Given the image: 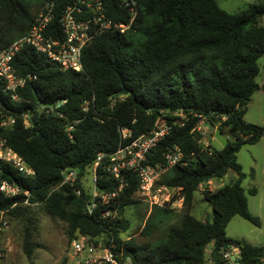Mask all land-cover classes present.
I'll return each instance as SVG.
<instances>
[{
    "label": "trees",
    "instance_id": "obj_1",
    "mask_svg": "<svg viewBox=\"0 0 264 264\" xmlns=\"http://www.w3.org/2000/svg\"><path fill=\"white\" fill-rule=\"evenodd\" d=\"M48 1L0 0V50L28 32ZM51 1L58 16L70 0ZM132 1L136 14L128 29L105 32L87 44L79 72L62 70L31 47L14 57L15 73L25 83L12 93L0 80V123L13 119L11 125L0 124V139L34 175L24 176L0 163V179L21 191L15 197L0 192V212L23 223L22 250L28 258L38 247L32 241L31 206L39 205L47 216L65 224L69 242L77 235L92 237L112 245L114 252L121 251L130 264H205L208 247L213 264H226L219 250L228 245L239 248L241 264H258L264 246L232 239L225 230L234 216L259 225L248 211L241 186L244 175L236 155L242 146L253 145L264 136V125L244 121L246 105L259 89L256 77L257 61L264 54V27L260 25L264 0L247 4L237 13L222 10L215 0ZM108 15L116 22L129 23V14L115 1ZM50 26L58 36L56 20ZM121 89L127 94L119 95ZM52 107L53 111L46 112ZM34 110L35 126L25 115ZM158 119L170 130L147 161L164 164L167 149L180 148L182 160L159 183L174 189L171 201L181 199L182 211L177 224H168L157 236L159 225L173 211L167 206L149 209L145 204L147 214L140 230L145 241L122 239L120 234L128 228L124 211L140 203L135 175L124 173L125 186L116 202L95 209L92 215L86 212L90 195L82 178L102 154L96 187L102 191L117 188V181L103 168L108 155L151 132ZM200 121L226 136L222 149L202 144L203 135L197 130ZM67 127H72L69 133ZM122 129L130 137L122 139ZM68 168L78 172L72 183L61 185L62 170ZM228 170L238 176L233 183L202 193L211 209L209 218L193 216L199 187L222 179ZM247 192L255 195L256 189ZM104 209L115 210L117 218L96 220ZM60 264L70 263L65 257Z\"/></svg>",
    "mask_w": 264,
    "mask_h": 264
},
{
    "label": "built area",
    "instance_id": "obj_2",
    "mask_svg": "<svg viewBox=\"0 0 264 264\" xmlns=\"http://www.w3.org/2000/svg\"><path fill=\"white\" fill-rule=\"evenodd\" d=\"M112 1L127 11L129 23L116 22L108 15L109 5ZM136 14L132 0H70L63 7L58 16L54 13L53 1L44 4L36 16L33 25L22 37L14 40L7 48L0 50V80L5 83V89L15 92L23 87L25 78L18 76L13 68L14 57L25 47H31L35 52L44 55L49 61L58 65L62 70H81V52L95 37L110 31L123 33L128 29ZM56 20L59 35L53 34L54 28L50 23ZM30 78V76H29ZM15 99V96H13ZM65 101H61V104ZM59 106V105H58ZM43 109V107H41ZM53 111V107L46 112ZM182 116L180 113H173ZM1 126L13 124V119L8 117L1 120ZM26 125H28L25 122ZM183 125V123H180ZM72 127H67L69 133ZM170 126L158 119L152 129L146 135H139L130 142L122 144L118 149L108 155L107 164L103 166L117 181V188L102 191L96 187V169L101 162L102 154H98L91 167L90 198L86 205L89 215L97 208H106L114 204L119 193L125 186L123 174L126 172L135 175L138 188L135 195L149 208L169 207L182 200L171 201L174 189L160 184L162 175L171 167L180 163L182 152L179 147L173 146L164 153V164L150 165L147 155L169 132ZM121 138L130 137L127 130H120ZM69 137L71 138L70 134ZM0 163L7 164L24 176H32L34 172L25 164L24 160L5 141L0 139ZM64 179L61 183H72L75 179V171L68 168L64 171ZM211 182L208 181L207 184ZM0 192L6 197H15L21 193L20 189L5 180L0 179ZM79 194V191H77ZM27 196L28 193L24 192ZM27 201H23L26 204ZM117 218L115 210L104 209L96 217V220L111 222ZM8 221L4 218V212H0V233L7 227ZM220 257L226 264H241L240 250L235 245L221 247ZM68 260L70 264H130L124 259L122 252H114L111 246H105L101 241L85 235H77L69 242ZM258 264H264V255Z\"/></svg>",
    "mask_w": 264,
    "mask_h": 264
},
{
    "label": "rangeland",
    "instance_id": "obj_3",
    "mask_svg": "<svg viewBox=\"0 0 264 264\" xmlns=\"http://www.w3.org/2000/svg\"><path fill=\"white\" fill-rule=\"evenodd\" d=\"M215 2L226 12L237 13L243 11L247 4H257L260 0H215ZM260 25L264 27V17L260 20ZM257 64L259 71L256 83L259 89L253 93L246 105L244 121L262 126L264 125V54L258 59ZM38 111H41V107ZM26 123L28 124L27 121ZM213 129L215 128H212L205 121L199 122L197 130L203 135L202 144L205 146L210 144L217 150L222 149L227 138L225 135L219 134L216 129L211 132ZM236 156L244 175L241 186L245 190L248 211L252 216L258 218L259 225H253L239 216H234L226 226V235L253 246H264V136L253 145L242 146ZM91 177L92 173L89 171L82 178L84 186L89 190L92 186ZM237 177L236 172L228 170L222 179L210 180V184H202L194 196L191 214L200 219L209 218L211 209L203 201V191H214L223 185L233 183ZM250 188L256 189L255 195L248 194L247 191ZM139 201L138 205L124 211L128 228L120 234L122 239L133 237L139 242L145 241L140 236V230L144 222L143 216L147 213L145 203ZM168 208L173 212L170 214L169 220L163 219V222L159 225V232L155 234L157 236L165 230L168 224H177L179 220L182 205L177 203ZM31 210L34 224L32 241L38 247L28 258L22 250L23 223L17 218L4 216L8 224L6 229L0 233V264H60L65 257L68 259L69 240L65 232V224L47 216L39 205L31 206ZM209 260L207 248L205 251V264H212ZM68 262L70 263L69 260Z\"/></svg>",
    "mask_w": 264,
    "mask_h": 264
},
{
    "label": "water",
    "instance_id": "obj_4",
    "mask_svg": "<svg viewBox=\"0 0 264 264\" xmlns=\"http://www.w3.org/2000/svg\"><path fill=\"white\" fill-rule=\"evenodd\" d=\"M118 94H119V95H126L127 92H126V90L121 89V90L118 92ZM25 115H27V116L30 117V121H31V123L33 124V126H35V124H36V118H37V111L34 110V111H32V112H29V113H26V112H25ZM62 172H64V170H62ZM77 172H78V170L75 169V173H77Z\"/></svg>",
    "mask_w": 264,
    "mask_h": 264
},
{
    "label": "crops",
    "instance_id": "obj_5",
    "mask_svg": "<svg viewBox=\"0 0 264 264\" xmlns=\"http://www.w3.org/2000/svg\"><path fill=\"white\" fill-rule=\"evenodd\" d=\"M215 131V129H213V131H211V132H214ZM205 144V143H204ZM208 145H210V144H208ZM208 252H210V248L208 247ZM209 262L210 263H212V261L211 260H209ZM213 264V263H212Z\"/></svg>",
    "mask_w": 264,
    "mask_h": 264
}]
</instances>
